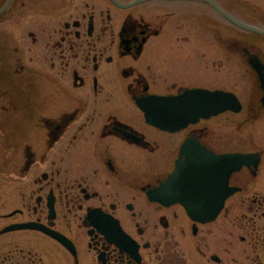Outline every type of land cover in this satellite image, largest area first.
I'll return each mask as SVG.
<instances>
[{
  "label": "flooded vegetation",
  "instance_id": "flooded-vegetation-1",
  "mask_svg": "<svg viewBox=\"0 0 264 264\" xmlns=\"http://www.w3.org/2000/svg\"><path fill=\"white\" fill-rule=\"evenodd\" d=\"M0 264H264V0H0Z\"/></svg>",
  "mask_w": 264,
  "mask_h": 264
},
{
  "label": "water",
  "instance_id": "water-1",
  "mask_svg": "<svg viewBox=\"0 0 264 264\" xmlns=\"http://www.w3.org/2000/svg\"><path fill=\"white\" fill-rule=\"evenodd\" d=\"M213 95H209L208 98L211 99ZM221 110V109H220ZM146 111V110H145ZM149 116V115H148ZM181 173L178 172L177 176L180 177ZM29 226H20V225H17V226H11L10 228H8L6 231H11V230H16V229H23V228H28Z\"/></svg>",
  "mask_w": 264,
  "mask_h": 264
}]
</instances>
